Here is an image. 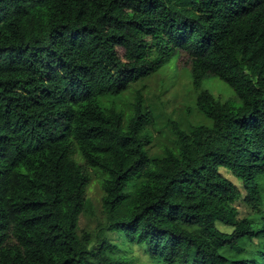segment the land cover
I'll return each mask as SVG.
<instances>
[{"label":"trees","instance_id":"16d2710c","mask_svg":"<svg viewBox=\"0 0 264 264\" xmlns=\"http://www.w3.org/2000/svg\"><path fill=\"white\" fill-rule=\"evenodd\" d=\"M181 52L208 123L174 124L151 156L157 116L142 91L118 100ZM126 243L155 264H264V0H0V264H128Z\"/></svg>","mask_w":264,"mask_h":264},{"label":"rangeland","instance_id":"374dc122","mask_svg":"<svg viewBox=\"0 0 264 264\" xmlns=\"http://www.w3.org/2000/svg\"><path fill=\"white\" fill-rule=\"evenodd\" d=\"M202 84L203 89L208 90L221 102L236 101L233 90L217 77L206 76ZM136 91H142L145 105L151 108L157 116L156 130L152 132V141L147 145L151 156L160 154L162 148L170 144L174 124L187 130L192 125L208 123L196 106L198 90L193 85L191 59L185 53H178L160 72L131 85L118 102L122 104L123 100L127 107H130ZM75 158L80 164H84L79 155ZM220 172L242 191V199L235 204L239 211V218L256 220L257 211L244 201L246 191L242 182L225 169H221ZM87 173L91 178L86 191V198L90 205L80 217L79 228L80 231L90 233L93 242L96 243L100 236V228L107 223V217L102 209L104 193L101 183L103 178L90 169H87ZM104 237L110 239L113 244H122L124 241V238H119L117 234L105 233ZM126 244L130 260L128 264H155L143 247Z\"/></svg>","mask_w":264,"mask_h":264}]
</instances>
